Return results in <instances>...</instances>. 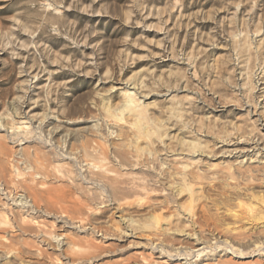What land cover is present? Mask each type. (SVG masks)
I'll return each mask as SVG.
<instances>
[{
    "label": "rangeland",
    "instance_id": "rangeland-1",
    "mask_svg": "<svg viewBox=\"0 0 264 264\" xmlns=\"http://www.w3.org/2000/svg\"><path fill=\"white\" fill-rule=\"evenodd\" d=\"M0 120L30 122L17 139L48 172L32 184L19 142L0 144V188L26 202L0 207V264L154 262L151 241L198 249L194 231L218 249L186 264H264V0H0ZM90 161L145 193L118 202Z\"/></svg>",
    "mask_w": 264,
    "mask_h": 264
},
{
    "label": "bare ground",
    "instance_id": "bare-ground-1",
    "mask_svg": "<svg viewBox=\"0 0 264 264\" xmlns=\"http://www.w3.org/2000/svg\"><path fill=\"white\" fill-rule=\"evenodd\" d=\"M128 85V84H127ZM124 91V90H123ZM123 93V94H122ZM122 96H123V99H124V105H123V108L124 110H127V111H130V113H134V115L136 114V118L138 117V119H142L144 118L146 115H145V112L143 110H141L139 108V104L137 102V99L135 98V94L133 92V88H127L124 92H122ZM30 122L24 120V121H21V122H16L15 124H12L11 126H9L8 128L4 126V124L2 123V120H0V144H2L4 141L6 140H16V142H19L18 144H16V146H18L19 148L15 150L14 154L16 156H20L19 159L25 163H35L33 164V177L31 178V182L32 184L35 183V180L38 179L41 180V182H43L44 180H46L48 178V172L46 170V166L42 164V160L40 161V159L38 158V154L35 155L36 153V150H31V147L28 148L27 146L23 147V145L25 143H28L25 142V143H20V141L22 140H19L17 139V137H19V135L22 133V134H26L28 133V130L30 129ZM262 128V127H261ZM27 131V132H26ZM30 131V130H29ZM50 131V130H49ZM51 132V131H50ZM54 132V130H53ZM51 132V133H53ZM32 133V131H31ZM50 135V134H49ZM259 140L258 141H264V133H260L259 135ZM66 142V141H65ZM64 142V143H65ZM260 142V143H261ZM13 143V142H12ZM51 144V143H50ZM1 146V145H0ZM261 150L263 151L264 149L261 148ZM1 152V151H0ZM63 153V152H62ZM5 154V153H4ZM3 154V155H4ZM198 155V154H197ZM1 156V155H0ZM257 156V155H256ZM262 156V155H261ZM54 158V157H53ZM63 158V156H62ZM18 159V158H17ZM18 159V160H19ZM68 158L67 157H64V160H67ZM193 159V158H192ZM61 160V159H60ZM190 161V160H189ZM14 162V161H13ZM242 162L244 163V160H242ZM239 163V164H242ZM194 164V163H193ZM2 166V165H1ZM12 166V165H11ZM29 166V165H28ZM61 164H58L55 168L57 169V171H61L60 167ZM5 168V166H3ZM86 167H87V172L89 173L90 175V179H92L93 181H98L100 183H102L103 185L107 186L108 188V191L110 192V194L114 197V199H117V201L120 199V197L123 199V197H127V195H133V194H137L142 191H144L145 193V190H146V186H144V182L142 180H139V179H135V180H128L127 181L124 179V173L121 175L118 173H115L113 170H111L110 168H107L106 166H97L95 165L94 163H91L90 162H86ZM95 169V170H94ZM246 170V169H245ZM15 171H17L15 169ZM94 171H96V173L92 174ZM17 173V172H16ZM50 173V172H49ZM18 174V173H17ZM185 175V174H184ZM192 175V174H191ZM195 176V174H194ZM9 177V176H8ZM85 177V176H84ZM196 177V176H195ZM89 178V177H88ZM130 178V177H128ZM136 178V177H135ZM190 178V177H189ZM201 178V177H200ZM89 179V180H90ZM132 179V177L130 178ZM175 180V179H174ZM37 182V181H36ZM46 182V181H45ZM191 182V181H190ZM3 183V182H2ZM1 183V184H2ZM6 183L4 182L3 185H5ZM98 184V183H97ZM7 186V185H6ZM31 186V185H30ZM150 188V187H149ZM179 188V187H177ZM35 189V188H34ZM37 189V188H36ZM181 189V188H180ZM178 189V191L180 190ZM182 190V189H181ZM180 190V191H181ZM40 191V190H39ZM148 191V190H147ZM146 191V192H147ZM176 192H177V189H176ZM0 195L3 197L2 199L5 200V203L1 204L0 207L2 208V210L5 209V206H8L9 204L7 202H11L10 205H12L13 207L15 208H22L26 202H23L22 203V199H20V197H16L15 194L14 195H11V192L8 190L7 187H2L0 188ZM17 195V194H16ZM41 195V193H40ZM138 195V194H137ZM136 195V197H137ZM36 196V195H34ZM144 196V194H143ZM142 196V197H143ZM124 197V198H125ZM141 197V196H140ZM129 199V198H128ZM238 199V198H237ZM107 200V199H106ZM116 201V200H115ZM123 201V200H122ZM121 201V202H122ZM119 202V201H118ZM106 204V203H105ZM234 204V203H233ZM9 205V206H10ZM106 206V205H105ZM28 208H33L35 207V204H32L30 206H27ZM25 208V206H24ZM14 210V209H13ZM232 210V209H231ZM26 212V211H25ZM115 215L117 214V219L122 222V224L125 225L126 229L130 231L129 234L132 235L133 233V229H129V226H132V225H135L134 224V220H132L131 218H127L126 216H123L120 208H114V212H113ZM198 213V212H197ZM28 214V213H27ZM37 214V213H36ZM241 214V213H240ZM10 215V214H9ZM201 215V214H200ZM2 216V221L4 225H6L8 222H7V216L4 213L1 214ZM25 216V215H24ZM195 216H196V213H195ZM199 216V215H198ZM202 216V215H201ZM204 217V216H203ZM241 217V216H240ZM243 217V216H242ZM149 219L150 220H153L155 222V225L157 224H160L158 223V218L155 216V215H150L149 216ZM197 219V218H196ZM195 219V220H196ZM199 219H202L200 216H199ZM206 219V218H203V220ZM194 220V221H195ZM201 220V221H203ZM198 221V220H197ZM200 221V222H201ZM208 220H204V222H207ZM215 221H217L215 219ZM21 222H23L25 225H27L26 223L29 222L26 221L25 217L23 218V220H21ZM70 222V221H69ZM196 222V221H195ZM194 222V223H195ZM218 222V221H217ZM216 222V223H217ZM76 223V222H75ZM75 223H69L71 224L70 226L73 227V226H76ZM191 223V221H190ZM194 223H192L194 225ZM208 223V222H207ZM206 223V225H208ZM213 223V222H212ZM211 223V224H212ZM80 224H82V222H79V226L80 228H82L83 226H81ZM210 224V222H209ZM218 224V223H217ZM220 224V223H219ZM23 225V224H22ZM199 225V223H198ZM201 225V224H200ZM205 225V226H206ZM216 224H214L215 226ZM228 225V224H227ZM69 226V225H68ZM195 226V225H194ZM201 227V226H200ZM203 227V226H202ZM201 227V228H202ZM208 227V226H207ZM219 227V226H218ZM220 227H221V224H220ZM219 227V228H220ZM227 227V226H226ZM78 228V227H77ZM214 228V227H213ZM217 228V227H216ZM89 229V228H88ZM157 229V228H156ZM46 230V229H45ZM80 230V229H79ZM91 231L94 230V227H92L90 229ZM216 231V229H214ZM213 230V231H214ZM82 233L85 232L86 230L82 229L80 230ZM226 231V230H225ZM224 232V231H223ZM214 233V232H213ZM218 233V232H217ZM221 234V232H219ZM91 234V233H90ZM188 234H189V237H191V239H194V244H196L197 246L200 245L202 247H198V249H193L195 247H182V246H179L178 248L176 249H169V250H172L173 252L171 254H166V252H164L162 250V246L160 247L161 244H158V243H155L154 241H151V240H148V241H151L150 243V251L152 253V255H156L158 254V256H154L155 258L154 259V262H149L147 261V259H144V261L141 263V264H165L167 261H182V260H185V262L183 264H186L188 263L187 261L189 260V256L190 255H193L195 253H197V257L200 256L201 253H203L205 250H208L209 252L212 251V250H216L217 251V247L213 248L211 246H209V241L210 240H205V239H202L201 236H199V233L198 231H194V233H187V237H188ZM229 234V233H228ZM130 235V237H131ZM153 235V234H151ZM184 235V234H183ZM211 235V234H210ZM222 235V234H221ZM129 236V235H128ZM147 237V235H145ZM218 236V235H217ZM235 236V235H234ZM59 237H62L63 238V234H57V235H54V239L57 240ZM102 237L103 239H106V234H102ZM149 237V236H148ZM220 237V236H219ZM222 237V236H221ZM233 237V235H232ZM232 237H223V239H221L222 241H218L220 242V244H224L225 245V252L226 253H235L236 251V245H238L236 243V241L232 240L230 241V239L228 240V238H231ZM237 237V236H236ZM242 237V236H241ZM53 238V237H52ZM154 238V237H153ZM218 238V237H217ZM216 238V239H217ZM43 239V238H42ZM146 239V238H145ZM243 239V238H242ZM59 240V239H58ZM240 241V240H239ZM160 243V242H159ZM57 245H65L63 244V242H58ZM149 245V244H147ZM67 246H70L69 244H67ZM241 246V245H240ZM71 247V246H70ZM72 247H75V245H73ZM67 248V247H66ZM227 249H230V251H228ZM75 251V250H74ZM214 251V253L216 252ZM264 251V250H263ZM82 252V251H81ZM80 252V253H81ZM170 252V251H169ZM208 253V252H207ZM77 254V253H76ZM85 254V253H83ZM89 254V253H88ZM213 254V252H212ZM81 255V254H80ZM78 256V255H77ZM82 256V255H81ZM87 255H85L86 257ZM91 256V255H90ZM80 257V256H79ZM84 257V256H83ZM88 257V256H87ZM82 258V257H81ZM89 258V257H88ZM191 258V257H190ZM82 260V259H81ZM199 260V259H198ZM197 261V260H195ZM218 261V260H217ZM81 262V261H80ZM219 262V261H218ZM74 264V262H72ZM75 264H79V261H76ZM204 264H207V263H204ZM212 264V263H211ZM220 264V262L218 263ZM223 264V263H222Z\"/></svg>",
    "mask_w": 264,
    "mask_h": 264
}]
</instances>
